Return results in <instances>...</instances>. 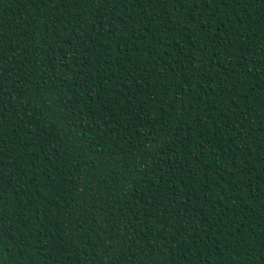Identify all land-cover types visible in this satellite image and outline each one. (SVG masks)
<instances>
[{
  "label": "trees",
  "instance_id": "trees-1",
  "mask_svg": "<svg viewBox=\"0 0 264 264\" xmlns=\"http://www.w3.org/2000/svg\"><path fill=\"white\" fill-rule=\"evenodd\" d=\"M0 264H264V0H0Z\"/></svg>",
  "mask_w": 264,
  "mask_h": 264
}]
</instances>
